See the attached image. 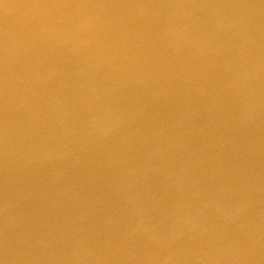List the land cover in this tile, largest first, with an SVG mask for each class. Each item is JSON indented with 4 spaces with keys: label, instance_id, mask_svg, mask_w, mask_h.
Listing matches in <instances>:
<instances>
[{
    "label": "water",
    "instance_id": "1",
    "mask_svg": "<svg viewBox=\"0 0 264 264\" xmlns=\"http://www.w3.org/2000/svg\"><path fill=\"white\" fill-rule=\"evenodd\" d=\"M264 31V0H0V209L162 83Z\"/></svg>",
    "mask_w": 264,
    "mask_h": 264
}]
</instances>
